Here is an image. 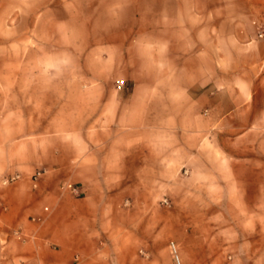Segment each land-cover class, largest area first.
<instances>
[{"label": "crops", "instance_id": "1", "mask_svg": "<svg viewBox=\"0 0 264 264\" xmlns=\"http://www.w3.org/2000/svg\"><path fill=\"white\" fill-rule=\"evenodd\" d=\"M189 15L153 29L154 71L141 80L175 91L101 92L95 79L86 91L79 76H43L30 102L0 120V264H144L138 252L153 253L160 226L144 213L184 168L233 180V210L264 209V36L205 31ZM180 130L195 137L188 147ZM224 132L262 155H214ZM178 147L188 153L180 163Z\"/></svg>", "mask_w": 264, "mask_h": 264}, {"label": "rangeland", "instance_id": "2", "mask_svg": "<svg viewBox=\"0 0 264 264\" xmlns=\"http://www.w3.org/2000/svg\"><path fill=\"white\" fill-rule=\"evenodd\" d=\"M178 2L0 0L2 123L15 108L30 102L23 97L43 86V76H79L86 91H92L93 79L99 81L95 87L101 92L117 88L129 92L137 85H145L146 92L157 87L160 92L175 91L177 83L152 85L141 80L150 79L154 71L149 62L156 37L153 29L159 27V22L167 28L169 21L174 27L176 15L196 17L200 22L195 26L201 25L205 31H253L256 40L258 33L264 32V0ZM263 61L256 68L264 67ZM167 70L160 73L166 74ZM121 81L123 85L119 84ZM189 134L177 131L176 142L188 147L195 141ZM0 135L1 139L6 138V132ZM259 137L258 134L255 139ZM232 138L228 132L217 137L221 147L214 155L223 159L262 155L258 149L248 152L242 144H232ZM243 139L248 138H240ZM187 156L186 149L178 147V163ZM185 169L176 173L171 190L166 189L154 199L153 211L144 213L145 221L153 217L160 225L153 253L138 252L144 264H178L171 244L175 245L179 264H264V209L233 210L238 207L230 190L233 180H220L209 174L205 177L198 169L193 174L186 173ZM71 186L78 191L77 186ZM260 198L263 205L264 196ZM149 227L151 222L146 223L145 230H151ZM149 238L145 236V241Z\"/></svg>", "mask_w": 264, "mask_h": 264}, {"label": "built area", "instance_id": "3", "mask_svg": "<svg viewBox=\"0 0 264 264\" xmlns=\"http://www.w3.org/2000/svg\"><path fill=\"white\" fill-rule=\"evenodd\" d=\"M264 36V32L263 31H261L259 34H258V37L259 38H262ZM119 84L120 85H123V82L121 81V82H119ZM40 175V173H36V175L34 176V178H36L37 176H39ZM18 179V176H12V177H9V178H7V179H4L3 181H2V183L3 184H10V183H12V182H14V181H16ZM67 188L73 193V194H78V191H77V188L76 187H74V186H71V185H67ZM171 250H172V252L175 254V260H176V262L179 264V259H178V256L176 255V248H175V245L174 244H171Z\"/></svg>", "mask_w": 264, "mask_h": 264}]
</instances>
